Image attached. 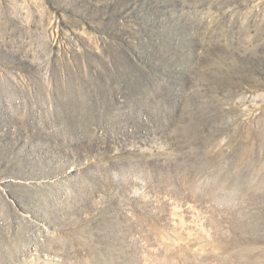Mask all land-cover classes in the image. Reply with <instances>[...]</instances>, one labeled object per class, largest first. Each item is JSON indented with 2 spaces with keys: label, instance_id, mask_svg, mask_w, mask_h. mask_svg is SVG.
<instances>
[{
  "label": "rangeland",
  "instance_id": "rangeland-1",
  "mask_svg": "<svg viewBox=\"0 0 264 264\" xmlns=\"http://www.w3.org/2000/svg\"><path fill=\"white\" fill-rule=\"evenodd\" d=\"M0 264H264V0H0Z\"/></svg>",
  "mask_w": 264,
  "mask_h": 264
}]
</instances>
